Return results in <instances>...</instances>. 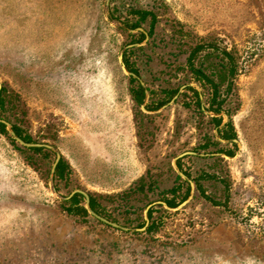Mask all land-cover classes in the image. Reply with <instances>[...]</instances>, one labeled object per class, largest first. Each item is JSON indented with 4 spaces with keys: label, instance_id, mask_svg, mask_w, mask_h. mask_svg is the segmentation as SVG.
I'll return each instance as SVG.
<instances>
[{
    "label": "rangeland",
    "instance_id": "rangeland-1",
    "mask_svg": "<svg viewBox=\"0 0 264 264\" xmlns=\"http://www.w3.org/2000/svg\"><path fill=\"white\" fill-rule=\"evenodd\" d=\"M134 11L153 22L133 27ZM126 60L153 92L149 110L167 99L159 113L132 100ZM0 84L11 93L0 120L72 169L51 182L55 153L0 134V264H264V0H0ZM212 99L237 157L186 160L194 177L213 178L175 210L152 206L154 231L124 225L178 187L171 162L211 139ZM126 147L149 190L125 201L135 214L100 199L99 216L128 231L68 216L75 189L111 195L107 164H124Z\"/></svg>",
    "mask_w": 264,
    "mask_h": 264
},
{
    "label": "crops",
    "instance_id": "crops-1",
    "mask_svg": "<svg viewBox=\"0 0 264 264\" xmlns=\"http://www.w3.org/2000/svg\"><path fill=\"white\" fill-rule=\"evenodd\" d=\"M134 76L136 77L134 79H136L138 84L141 85L142 81H140L136 75H134ZM131 78H133V77H131ZM145 84H144L145 88H143L141 85V87L143 89H146V87H147V84L146 85ZM145 91H147V90H145ZM145 91H144V93H145ZM147 93H148V91H147ZM199 99H201V97L198 95V100ZM149 100L150 99H149V93H148L147 100H146V96H145L143 103L138 106L140 108V110H142L145 113H159L165 107V105H163L159 108L154 107L152 110H149V108H148ZM142 105H143V107H141ZM201 111L207 113L204 110L202 105H201ZM209 115H210V117H209L210 123L213 127L211 130L212 131L211 139H210L211 141L209 140V137H208L206 139V143L201 145L200 147L198 146V149L196 147L195 149H193L191 151H185V152L173 157V160L171 163H172V167L175 170L174 175H175L176 183H178L176 193L171 194L170 191L175 189L173 187L164 191L161 194V196H162L161 198H163V199L151 204V207L154 206L153 207L154 209L159 208L164 213H167V210L170 211V210L177 209L191 195H193L194 189H196L195 181H194L195 179H197V178L198 179H209V178L211 179V178H213V175L212 176H205V175H203V173H197L196 177H194L191 173H189L184 168L183 162H185L186 160H190L193 163L197 162V161H204V160H209V161H213V162H221V161H226V160H232L235 157H237L240 146H239V143L236 140V138H233V133H236L234 131V129L232 131L227 127L228 121L225 120L227 118H225L222 115V113H213V114H209ZM219 118H221V123L219 125L215 124L216 120ZM231 127H232V125H231ZM135 138L137 139V141L139 143V132L136 128H135ZM124 152H125V154L127 152V156L126 155L123 156V157H126V158H124V161H125L124 164H123V162L120 163L119 158H118L119 162L117 160L116 165L107 164L108 165L107 176L111 180H114V179H116V180L112 185H107L106 188H101V189L104 191H107V193H110L111 195L122 193V192L128 190L131 186H133L135 183H137L140 180H143V182L145 183L146 178L148 176V171L146 170V167L143 164V162L140 160L136 150L135 149L132 150L131 147H126ZM60 160H61V158H60ZM177 163L180 165V167L177 166ZM66 165L68 168V178H69L72 169H71V165L69 163L68 164L66 163ZM114 168H116V170ZM112 169H114L115 171L112 172ZM58 181L63 182L60 180H58ZM116 184H117V186H116ZM191 184H193V190H192ZM187 187L189 188V194H188L187 199L185 201H183L182 203H180L176 207H173V208L169 207L168 206L169 202H173L174 205H176L180 202V201L177 202V196H178L179 192L181 191L183 193L181 195V198H180V200H181L182 197L184 196L185 192H186ZM147 189H148V187H145V190H144L145 193L148 192L149 189L148 190ZM84 190L85 191H82V192H84V193L86 192V194L89 196V200H90L89 194H91V193L86 191V189H84ZM74 191H76V189ZM191 191H192V193H191ZM190 193H191V195H190ZM91 195L94 197L104 196L101 194H97V195L91 194ZM105 196H108V195H105ZM71 198H69V199H71ZM69 199H67V201ZM83 206L86 209L85 198H84V205ZM89 206H90V202H89ZM150 208H149V210H150ZM153 214H154V211L152 213V219H153ZM147 217H148V213H147ZM145 223H146V221H145Z\"/></svg>",
    "mask_w": 264,
    "mask_h": 264
},
{
    "label": "trees",
    "instance_id": "trees-1",
    "mask_svg": "<svg viewBox=\"0 0 264 264\" xmlns=\"http://www.w3.org/2000/svg\"><path fill=\"white\" fill-rule=\"evenodd\" d=\"M134 15H137L139 16L137 21L135 22V25L133 27L135 28H139L140 24L143 23L146 18H151V23L153 22V19H154V15L152 12L150 11H134L133 12ZM139 35V40L136 42H141L144 40V35L141 34V33H138ZM149 36H151V30H149ZM135 42V41H134ZM199 50V49H198ZM197 50V51H198ZM125 66L127 68V70L136 75L138 78L140 77L138 71L136 69H134L129 63L128 61L126 60L125 61ZM190 68L192 69L191 71H193L194 73L196 74H201L200 73V70H197L195 68H192V65H190ZM129 82L131 83V87H130V94H131V98L132 100L134 101V103L136 105H141L145 99V93L144 91L147 90L148 93H149V99L152 100L153 98V92L151 91V89L148 87V84H147V87L146 89H143L141 87L140 84H138L137 80L134 79V78H129ZM214 89H216V87H214ZM189 90H193L192 88H189ZM176 93V92H174ZM10 92L7 91L5 88H1L0 90V111H4V108L5 106L9 103V101L7 100V97H10ZM197 95V93H196ZM174 95H170L168 97H170V99L173 97ZM198 96V95H197ZM168 99V100H170ZM213 101H211V104L212 106L215 105V108L212 107V111L215 112V113H220L221 112V107L219 104H216L215 103V100L212 99ZM165 102H167V99L165 101H161V102H158L156 103V108H159L161 106H163L165 104ZM7 121L8 118H7ZM221 123V118L217 119L215 124H220ZM227 127L233 131V128L231 127V124L228 123L227 124ZM13 130L15 131V133L17 134L18 137H20L23 141L29 143L31 142L30 140V137L28 136H24L22 134V131L16 127L15 125H13ZM139 132V131H138ZM0 134L1 135H7V131H6V127L5 125L1 124L0 123ZM233 138H236V133H233ZM24 152H33V153H42L44 155V158L45 159H49V151H45L44 149L42 148H31V149H25ZM52 165V161L50 163V167ZM177 166L180 167V165L177 163ZM190 177V176H189ZM68 179V168H67V165L66 163L61 159L55 169V172H54V180H60V181H66ZM199 180L201 179H195V186H196V189L197 190H200V185H199ZM145 187H146V184L143 182V180H140L138 181L137 183H135L133 186H131L128 190L122 192V193H118V194H113V195H108V196H97V197H94L92 196L91 194L90 195V208L98 215L101 214L100 212V204H99V201L100 199H103V200H109V201H114V209L116 211H119V213L121 212L122 214L126 215L128 210H130V208L133 210L132 213L135 214L136 212V209H134L132 206H129L127 204H125V201L126 200H129L133 195H137L138 193H145L144 190H145ZM176 190L177 188L171 190V194H175L176 193ZM188 194H189V188L187 187L186 189V192L184 194V196L182 197V199L180 200V202L176 205L173 204V202H169L168 203V206L173 208V207H176L178 206L180 203H182L183 201H185L188 197ZM66 205H68V207H66L64 209V211L66 212V214L70 217H76V218H79V219H83L85 220L86 218L89 217V214L87 213L86 209L84 208V198L80 195V194H75L71 199H69L68 201L65 202ZM64 203V204H65ZM152 213H153V209H150L148 211V219H149V226L146 228L145 232L146 233H149V232H152L156 229V226L154 225L155 223L153 222L152 220ZM119 222V221H117ZM129 222H136L137 225H136V229H141L145 226V221L142 217V215H139L137 214V217L132 220V221H126L124 222V225L128 226Z\"/></svg>",
    "mask_w": 264,
    "mask_h": 264
},
{
    "label": "water",
    "instance_id": "water-1",
    "mask_svg": "<svg viewBox=\"0 0 264 264\" xmlns=\"http://www.w3.org/2000/svg\"><path fill=\"white\" fill-rule=\"evenodd\" d=\"M109 1H110V0H106V7H107V8H108V5H109ZM138 30H140V31L144 34V36H145V41H146L147 38H148V34L145 33V32H143L141 29H138ZM123 69H124V70L126 71V73H128L131 77L136 78L133 74H131L130 72H128L127 69H126L124 66H123ZM141 85H142L143 88H145V87H144V84H143L142 82H141ZM0 90H1V84H0ZM179 92H180V91H179ZM145 96H146V100H147V97H148V93H147V91H145ZM175 98H176V97H174L172 101H174ZM172 101H171V102H172ZM143 105H144V104H143ZM143 105H142L141 107H143ZM222 115H223L225 118H227L225 114H222ZM0 123L3 124V125H5L7 131L9 132V134H10V136H11V138H12L17 144H19L21 147H24V148H42V149H47V150H49V151L55 153V161H54V163H53V165H52L51 173H50V179H51V182H52L53 175H54V172H55V168H56V166H57V164L59 163L60 158H61L60 154H59V153H58L53 147H51V146H49V145L26 143V142L23 141L20 137L17 136V134L15 133V131H14L13 128H12V125H10L8 122H6V121H4V120H0ZM191 186H192V190H193V184H191ZM191 193H192V191H191ZM191 193H190V195H191ZM75 194H81V195L85 198V202H86V211H87V213H88L91 217H94L95 219L99 220V221L102 222L103 224H106V225H108V226H110V227H112V228H114V229H120V230H122V231H128L127 228H122V227L118 226L117 224H115V223H111V222H109L108 220H106V219L100 217L99 215H97V214H96V213L90 208V206H89V202H90V200H89V196H88L86 193L82 192V191L76 190V191H74L73 193H71L69 197L64 198V200H67V199L71 198V197H72L73 195H75ZM189 199H190V197H189L186 201H188ZM186 201H185V202H186ZM185 202H184V203H185ZM184 203H182V204H184ZM182 204H181V205H182ZM150 207H151V205H149V206L146 208L145 213H144V215H145V221H146V225H145V226H147V224H148V222H149L148 217H147V213H148V210H149ZM179 207H180V206H179ZM141 230H144V228H142Z\"/></svg>",
    "mask_w": 264,
    "mask_h": 264
}]
</instances>
